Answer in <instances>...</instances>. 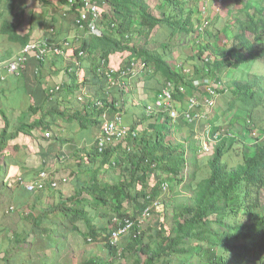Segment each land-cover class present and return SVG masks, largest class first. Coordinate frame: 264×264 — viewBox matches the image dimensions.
<instances>
[{
	"label": "trees",
	"instance_id": "obj_1",
	"mask_svg": "<svg viewBox=\"0 0 264 264\" xmlns=\"http://www.w3.org/2000/svg\"><path fill=\"white\" fill-rule=\"evenodd\" d=\"M35 1L44 4L46 0ZM98 3L101 36H89L87 41L78 40L77 43L71 41L73 48L74 45H78L73 51V57L81 59L83 79L78 83L76 68L72 65L67 69L69 84L57 85L60 89L63 87L60 92L66 93L64 100L77 88L81 90L85 85L91 84L93 90V86L97 85L98 90L92 91L96 98L90 100L87 93L82 91L76 98L77 102H82L81 111L70 112L64 108L57 115L64 117L66 124L79 122L81 129L86 131L87 128H90L89 131L98 129L99 132L94 141L91 139V142H94L92 149H88L81 160L75 163L73 170H68L74 189L73 194L64 195L63 192L56 191L57 201L51 209L42 210L36 217L30 214L32 228L29 232L25 229L23 232L26 234L23 236L13 237L14 250L25 251L23 247L20 248L23 245L29 250L31 244L27 242L28 236L35 233L36 237L43 239L45 248L51 252L50 259L45 258L40 264H71L67 254L68 235L80 236L83 239L90 237L91 240L104 237L107 259L92 257L83 264H121L117 263L121 256L116 246L110 243L111 235L124 226L126 220L135 222L142 217L146 208H150L152 212L158 196L166 190L163 189L164 185H167L172 200L165 204L172 210L171 225L168 223V213L165 209L159 212L152 235L148 236L147 231H140L134 223L129 230L127 247L128 252L136 258L132 264H264V203L261 202L264 186V128L260 126L263 121L260 113L263 112H259L261 110L259 106L264 107V87L261 78L253 81L248 70L247 79L233 84L234 89L228 88L227 94L222 96V100L227 102L228 113L238 114L240 110L246 111L248 120L246 127L250 136L254 127L259 130V137H251L252 145L247 143L248 139L238 137V134L234 135L226 127L225 132L228 136H221L217 144L215 143L211 155L201 160L200 155L204 152L202 141L197 143L198 140L192 133L184 138L185 142L179 140L173 146L167 143V124L170 118L168 112L157 108L148 115V118L153 119L162 114L168 117L164 120L165 141H161L158 136L154 138L155 132L150 137L145 133L147 131L139 133L136 128L128 127L127 134L121 141L116 145L108 142L99 152L97 139L103 135V118L112 120L116 114L122 118L123 104L127 105L131 101L130 95L128 99H124L123 81H128L129 84V81L138 79L135 84V88H138L144 81L161 78L164 86L174 85L176 93H173L172 97L175 103L176 95L184 94L180 93L178 88L187 87L186 80L189 76L183 75L181 70L170 62L167 46L179 35L187 37L193 34L195 42L202 41L209 25L202 28L199 23L193 28L191 16L193 18L194 12L192 9L186 10L182 0H158L154 13L143 0H98ZM80 7V0H76L71 10L76 12ZM251 7L253 13L247 15L244 22H240L239 33L233 38L221 59L212 63L202 61L198 70L196 67L193 69L194 76H200L202 73L203 77L205 68L209 69L204 75L208 77L216 71L222 72L242 63L248 66V63L252 65L264 59V0L251 1ZM17 26L2 24L0 30L10 42L20 45L21 48L35 41L28 35L18 34ZM160 34L165 37L157 40L156 37ZM246 34L253 37L252 41ZM39 39H46L48 44H51L46 37ZM58 47L62 48V44ZM157 48L160 53L156 51ZM80 51L83 52L82 57H78ZM114 55H119L124 61L117 66H111L110 57ZM31 60L37 64L32 76L38 77L43 61L28 55L26 67ZM101 60L104 62L102 66ZM133 60L143 61L146 65L145 72L122 77L120 73ZM86 64L89 65L88 69H85ZM98 69L101 73H97ZM109 71H113L110 75L111 80L107 74ZM191 80L192 78L190 79L192 86ZM216 92L219 94V90ZM236 95L248 99L249 105H245L242 99L238 101V107L235 109L233 97ZM158 96L153 103L144 105L145 115L146 108L154 105L159 100ZM50 99L52 98L47 93V101ZM86 110H90L89 116ZM37 111L38 108L30 106L23 114L24 122L21 120L15 122L19 127L12 132H8L10 123L3 115L0 154L5 143L16 139L21 133L31 138L30 141L35 140L36 146L39 147L56 144L57 139L54 138L50 125L46 123L47 117L26 123ZM185 112L188 113L187 110ZM189 114L194 117L191 112ZM152 127L156 126L150 124L149 128ZM220 129L221 127L212 123L209 135L216 134ZM35 132L40 138L33 137ZM46 134L48 137H45ZM224 138H228L226 140L229 141L221 143ZM178 142L183 144L181 153L178 151ZM63 143L65 142L62 141ZM240 146L242 147L239 149ZM187 147L188 154L185 153ZM234 150L241 153L242 163L231 168L224 160L226 155ZM105 165L108 170L120 169L122 175L105 183L99 178ZM184 168L187 169L186 178L182 175ZM42 170L44 169L37 171V174L43 172ZM62 180L68 181L67 178ZM0 182L4 183L1 179ZM180 188L190 192L187 201L177 199ZM53 189L47 186L40 192L49 197ZM21 190L26 199L36 193L27 192L24 187ZM8 194L11 198V193ZM54 213L61 214L62 220L53 219ZM79 224L84 227L85 232L79 228ZM12 254L9 250L4 255L3 262L9 263ZM18 255L19 253H15L14 257ZM28 260L30 261V258Z\"/></svg>",
	"mask_w": 264,
	"mask_h": 264
},
{
	"label": "crops",
	"instance_id": "obj_2",
	"mask_svg": "<svg viewBox=\"0 0 264 264\" xmlns=\"http://www.w3.org/2000/svg\"><path fill=\"white\" fill-rule=\"evenodd\" d=\"M22 1L23 5L22 8L19 9V12L13 11L12 5H8L7 7L3 8V4L0 3V29L2 24L18 25V34L28 35L35 40L46 37L49 39L51 44L54 45H61L66 40L70 42L72 40L73 42L77 43L78 40L87 41L89 39L86 33L81 32L76 28L74 21L78 14L77 12H72L71 8L67 5V0H46L44 4L41 3L40 5L35 0ZM251 1L253 2V0H222L219 4L215 0L208 4L206 7V14L209 19V26L207 27L206 34L202 37V41L206 46H196L194 41L195 37L193 38L195 35L193 34L187 37L183 36L182 42L177 46L178 53L177 56H175L176 60L170 56V62L174 63L176 67H180L179 69L186 67L194 69L196 67L198 70L201 62L203 61V54L204 57L209 58L211 62L219 61L221 59L220 57L226 52L228 46L231 44L233 38L239 33L240 22H244L247 19V15L253 13ZM104 7L105 9L107 8L106 6ZM217 7L220 8V11L216 10ZM194 12L197 14L196 18L198 19L199 24L202 17L199 6ZM18 17H20L21 20L17 19ZM49 24H51L50 29L48 28ZM45 26H47V29H45ZM50 30H52V33ZM181 36L182 35H179L173 40V42H180L179 37ZM221 37H223V41H221ZM172 44L169 46L171 47ZM77 46L74 45L73 51L77 49ZM20 49V45L10 42L7 36L2 34L0 30V62L12 59L19 53ZM73 51L70 52L68 58L65 59H63L62 56L59 57L53 54L48 55L39 69V75L44 77L42 79H40L39 76H32L33 70L35 67H37V64L33 60L29 62L27 67L25 66L19 76L3 74V76L0 77V80L3 81L0 82V136L4 128L3 115L6 116L10 123L8 132H12L13 129L17 128L18 126L17 124V126L14 128L13 124L15 122L17 123L18 120H22L23 114L30 106H32L34 108H38L39 111H37L36 115L26 123H31L35 120L47 117V119L45 118L46 123H48L50 128L53 129L52 134L54 138L57 139L56 144L53 146L47 144L46 147H39L36 146L37 143L34 142L35 140L32 139V141H30L31 138L21 133L16 139H11L5 143L0 154V179L3 182L7 178L11 179L17 175L19 176L26 174L29 176L31 173L41 170L45 165L53 164L56 168L58 164L63 163V148L69 147L73 150V152H80L79 150H82L81 152L83 155H85L88 149L94 144L93 141L99 132L98 129L94 131H88L86 135L84 132L87 131L81 129L80 125L77 126L75 125L76 123L71 124L73 125V134L71 135H78L79 131L82 132L80 139L73 143L72 141L76 139L73 137L71 140V136H68L69 130L65 128L66 123L63 120L64 117H61L64 124L54 120L53 117H58L57 113L62 111L60 109L66 108L69 109L70 112L76 110L70 108L66 102L61 105V101L63 100L62 98L66 97L65 92L57 93L52 99L47 101V93L50 88L57 85H62L63 83L69 84V79L67 78V69L72 67L76 61H79L81 65V59L78 60L76 57H73ZM201 52L203 53L200 54ZM199 54L201 55V58L198 57ZM123 61L124 59H122L119 55L110 57L111 66H117ZM95 62L97 64L98 60L96 59ZM80 65L76 71L81 70L83 72V70L80 68ZM256 65L261 75L264 77V59L256 62ZM254 66L255 62L252 65L251 63H248V66L245 63H242L236 65L233 68H227L222 72L216 71L212 76H208V79L211 83L215 84L216 86L221 84L219 86L220 90L217 96V98H220V116H218L214 111L215 106L213 111L209 112V110L202 105L204 99L208 97L206 93L202 89L195 90L190 85V79L198 78L199 75L194 76L193 74V77H189L186 80L187 87L184 88V91L187 90V92H184V94L179 96L176 95L175 98V108L179 116L175 121L169 119V123H172L174 128V133H179L178 135L183 134L185 138H187L189 134L192 133L197 140L199 139V141L203 142V139L207 140V132L210 128V125L215 123V126L221 127V129H225L227 127L231 133L234 135L238 134V137L241 136L245 140L248 139L246 141L247 143H250L251 136L246 127L248 122L246 119V111L240 110L237 112L238 114H236V112L228 113L226 108L227 102L222 100V96L228 92V88L232 87V89H234L233 84L244 82L245 79H247L246 73L248 70H250L252 75ZM88 67L89 65L86 64L85 69H88ZM204 75L205 73L203 74V77H205ZM21 76H24L22 77L23 79ZM210 78L213 80L211 81ZM44 79H46V82L42 83ZM155 79L159 80L160 82ZM131 81H129V85ZM133 81H136V79ZM173 87L174 85H169L168 87L164 86L161 78H154L149 81H144L139 85V88L141 89L140 93L137 91L138 88H135V101L132 100L134 103L132 104V101L128 102L127 105H129V111H127L126 114H123L122 111L124 117L127 118V120L129 119V121H125L126 124H128L127 127H134L139 131V133L147 131L145 133L151 137L159 123L168 117L162 114L153 119L148 118V115L144 114V105L146 103L147 105L153 103L161 90L172 89ZM62 88L63 87H61V89ZM95 90L96 87L93 86V91ZM190 96H197L201 104L190 111L194 116H198V119L193 121L192 125H188L186 122H184L181 116L182 113L187 110L188 98ZM95 98L96 97L93 99ZM51 105H54V108L50 110L49 108ZM79 111H81V109H79ZM51 116L52 121L49 120V117ZM145 120L149 121L147 122ZM150 124H154L156 127L149 128ZM37 134L38 133L36 132L33 133V137L38 136L40 138V136ZM91 139H93L92 142ZM226 139L228 138H224L221 143L229 141ZM62 141L65 143L62 144ZM214 145L216 144L214 143ZM83 147L84 149H82ZM30 156L35 159L34 162ZM73 162L74 161H72V163ZM32 163L37 166V170H34V167H31ZM2 172H4V175H2ZM35 175L31 174L30 178L33 176V180ZM2 184L3 183L0 182V185ZM14 190L15 189L12 190V193ZM21 191L22 190H20V192Z\"/></svg>",
	"mask_w": 264,
	"mask_h": 264
},
{
	"label": "rangeland",
	"instance_id": "obj_3",
	"mask_svg": "<svg viewBox=\"0 0 264 264\" xmlns=\"http://www.w3.org/2000/svg\"><path fill=\"white\" fill-rule=\"evenodd\" d=\"M143 1L149 5L151 11L154 13L155 12L154 7L158 4V0H143ZM182 1L185 3L186 10L192 9L193 12L195 11V9L199 5H200V8H203V9H206V7H207L205 5V0H199V1L198 0H182ZM22 2H23L22 0H11V1L1 0L0 1V3L3 4V8L7 7L8 5H12L13 11H17V12H19V9L22 8V5H23ZM206 11H207V9H206ZM196 15L197 14L194 12L193 28H195L198 25V19L196 18ZM17 19L21 20L20 17H18ZM191 20H192V16H191ZM48 28L49 29L51 28V24L48 25ZM45 29H47V26H45ZM16 32H18V31L16 30ZM160 35H158L156 37L157 40L163 39L165 37L164 35H161V36ZM88 37H89V35H88ZM246 37L248 39H250L251 41L253 39V37H251L249 34H246ZM153 40L155 41V39H153ZM182 40H183V36L179 37L180 42L175 43L172 41L173 44L171 42V44H172L171 47L167 46V50L169 51L170 56H172V58L174 60H176L175 56H177V53H178L177 46L179 43L182 42ZM35 41H37V40H35ZM221 41H223V37H221ZM132 42H134V40ZM202 46L203 47L206 46L203 41H201V47ZM168 47H170V49ZM24 48H25V46L22 47L20 49L19 53L15 57H13L12 59L18 57ZM153 50H155V48H153ZM72 51H73L72 46L67 47L64 45L62 48V53H59L58 56L59 57L62 56L63 59L68 58V56L70 55V52H72ZM156 51H158L160 53L159 48H157ZM202 56H203V60L208 59V62H211V60L209 58L204 57V54ZM186 68H188V67H186ZM67 75H68L67 78L69 79V74H67ZM201 75L198 78H201ZM252 75H253V77H252L253 81H256L258 78H261L262 87H264V77L261 75L260 71L258 70L256 63H255ZM37 76H39L40 79L44 78V77H41L40 75H37ZM50 76H55V75H50ZM76 77H77V80L79 82H81V80L83 79V75H82L81 70L76 71ZM141 78H143V77H141ZM45 80L46 79H44L42 81V83L46 82ZM63 80H64V78H63ZM137 80L138 79H136V81L132 80L130 82V85L127 83L128 81H123L122 87L124 90L123 91L124 99H128L129 95H131V101L132 100L135 101V99H134V96L136 97L135 84H136ZM155 80H157V79H155ZM212 80L213 79H211V81ZM157 81H159V80H157ZM69 82L70 81H68V83ZM115 84H117V83H115ZM95 87H96V90H98V86L96 85ZM114 89H116V88H114ZM82 91H85L87 93V95L90 97V100L94 97V95L92 94L93 90L91 88V84H87L81 90H80V88H77V90H75L74 93L68 94L67 100H64L62 98L63 100L61 101V105H63L66 102L70 108H73L76 110L81 109L80 103H82V102H77L76 98L78 96H80V93ZM137 91H138V93L141 92V89L139 88V86H138ZM225 94H227V93H225ZM216 98H215V102H214V104H215L214 111L216 112V114L218 116H220V113H219L220 98L218 97L217 100H216ZM233 99L235 102L234 108L237 109L238 101L242 100L243 98L240 96L237 97V95H236V97L234 96ZM243 100H244V104L248 106L249 105V104H247L248 99H243ZM134 101H132V104L134 103ZM254 101L255 102L257 101L256 95L254 97ZM88 103H89V101H88ZM128 106L129 105L123 104V114L126 113V111H129ZM53 108H54V105H51L49 109L51 110ZM259 108L261 109L259 112H263V113H260V115L262 116V119H263L262 124L260 126L264 128V107L259 106ZM248 109H250V108H248ZM60 110H62V109H60ZM86 113H87V116H89L90 110H86ZM53 118L55 121L61 122V124H64L60 115H58V117L56 116ZM49 120L52 121V116L49 117ZM87 120H89V118H87ZM125 121H129V119L127 120V118H125L123 115L121 121L119 122L120 126L128 129V127H127L128 124H126ZM21 122H24V120H21ZM75 125L78 126L79 122H77ZM16 126H17V124L14 123L13 127L15 128ZM65 128H67L69 130L68 136H71V140L73 139V137L76 139V140L72 141L73 143H75L76 141H78L80 139V136L82 134V132H80V131H79L78 135H71V134H73V125L66 124ZM164 128H165L164 120H162L159 123V125L155 128L156 133L153 135V137L156 138V136H158L161 141H163V140L165 141L166 132H165ZM87 129L89 131L90 128H87ZM52 130L53 129L51 128V132H52ZM167 130H168V132H167L168 137L166 138V140H167L168 144L173 146L179 140H182V142H185V140H184L185 137L183 134L176 135L174 133V128L172 126V123L167 124ZM88 131L84 132V134L87 135ZM252 132L253 133H252L251 137H254V138L259 137L260 133H259V130L257 128L254 127ZM45 137H46V135H45ZM203 140L204 141L202 143H210L209 144L210 147L208 146L210 151L209 152H202L200 155L201 160H203L205 157L211 155L212 149L215 146L214 143L207 142L206 139H203ZM197 143H199V139H198ZM177 146L179 148L178 151L181 153L183 151V144L178 142ZM186 146H188V145L186 144ZM241 147L242 146H240L239 149ZM82 149H84V147ZM89 149H92V147H90ZM79 151L80 152H77V151L73 152V150L70 149L69 147L63 148L62 149V155H64L65 158L63 156L64 160H63L62 164H58V166H56V168L54 167L53 164L45 165L44 167H42V169H44L42 171H46V173L49 175V177L51 179H54L58 185L56 189L51 190L53 192L49 193V197L42 195V192H40V193H34L33 196L26 199L23 197L22 193L20 192V190H21L20 188H22V186L19 184L18 180L21 179L23 182L24 181L29 182L32 180V177H33L32 176L30 178V175L31 174L35 175L37 172L31 173L29 176L26 174H22L19 176L17 175L16 177L11 178V179L7 178L4 181V183L2 185H0V231H3L2 233H0V264H40L45 258L50 259L51 252L45 248V244H44L43 239L40 237H36L37 234L35 235V233H32L30 236H28L29 238H28L27 242L31 244V247L29 250H28V247L25 245L20 246V248L23 247L22 249H26L23 252L18 251V250L17 251L14 250V243H13L14 238L13 237L25 235L26 233L23 232L25 229L27 232L30 231V229L32 228L31 221L29 220L30 214L33 217H36L37 215H39L41 213L42 210L51 209L56 204V201H57V197H56L57 194H55L56 191L63 192L62 194H64V195H72L73 194L74 189L71 186L72 184L70 182L71 180H70V176H69L70 173L68 170H73L76 166L75 163H77V161L81 160L83 153L81 152L82 150H79ZM185 153H187V154L189 153L188 147L186 148ZM31 156H32V154H31ZM31 158L33 159V162H34L35 159L33 157H31ZM72 161H74V162L72 163ZM224 162H226L228 164V166L231 168L237 164L242 163L241 153L240 152L236 153L235 150L231 151L229 153V155H226ZM31 167H34V170H37V166L34 163L31 164ZM113 167H115V166H113ZM181 168H182V166L180 167V169ZM186 174H187V169L184 168L183 173H182L184 178L187 177ZM2 175H4V172H2ZM37 175L38 174H36L34 176V178H36ZM120 175H122V171L120 169L116 168L114 170H108L107 165H105L99 174V178L102 179L106 183V181L107 182L109 180L112 181L113 179H116ZM34 178H33V180H34ZM63 178H67L68 181L67 182L63 181L62 180ZM69 182H70V184H69ZM13 189H15V190L12 193ZM262 191H263V197L261 199V202L264 203V186H263ZM8 193H11V196H12L11 198L8 197L10 195ZM178 193H179V196L177 199L187 201V199H189V197H190V192L187 190H184L182 188L179 189ZM36 197H37V202H35ZM158 197L159 198L156 201L157 202L156 206L152 208V212L149 211V216L144 219L143 224L139 227L140 231L141 230L147 231L148 236L153 234V229H154L153 225L158 220L159 212H161L163 209H165L167 211L168 223H169V225H171L172 210H169L170 207H168L165 204L168 202L170 203V201L172 200L170 198L171 194H170L169 190L166 188V190L165 191L163 190L162 194L160 193V195ZM247 200H248V198H247ZM253 201H254V197H253ZM251 202H252V197H251ZM246 204H247V202H246ZM253 206H254V202H253ZM52 218L57 220V221H61L62 215L59 213H54ZM114 223H116V222H114ZM49 228H51V226H49ZM79 228L82 229L83 232H85L84 227L82 225L79 224ZM98 230H100L99 227H98ZM129 234L130 233L128 231L125 235H123L118 240L117 244L115 245L118 252H119V255L121 256L120 260H118L117 263L120 262L121 264H125V263L132 264V261L134 259H136L135 257H133V255H131V252H128L129 250H127V247L129 245V243H128ZM105 243H106V238H104V237L100 238V239L91 240L90 237H88L87 239H83L80 236L68 235V237H67V247H68L67 254L69 255V259L71 260V264H83L84 261H86L87 259L92 258V257H100V258L107 259V253H106L105 246H104ZM9 250L11 251V253H13L9 257V263L3 262V259H5L4 255ZM15 253H19V255L14 257ZM28 258H30V261L28 260Z\"/></svg>",
	"mask_w": 264,
	"mask_h": 264
},
{
	"label": "built area",
	"instance_id": "obj_4",
	"mask_svg": "<svg viewBox=\"0 0 264 264\" xmlns=\"http://www.w3.org/2000/svg\"><path fill=\"white\" fill-rule=\"evenodd\" d=\"M215 1V0H205V5L208 4V2ZM219 4L222 0H216ZM76 3V0H67V5L70 8H73V5ZM81 7L76 10L77 16L75 18V26L78 30L81 32L86 33L89 36H101V32L99 29V21H100V5L98 3V0H80ZM217 11L220 10L218 7L216 9ZM203 14H205V11L203 9ZM207 21L204 18L201 22L202 28L207 27ZM52 33V30H50ZM199 45L200 42H197ZM70 47L72 46V43L68 40H66L64 43H62L63 46ZM62 48H59L58 45L54 44H48L46 39H39L37 41H34L22 50L21 54L11 60L0 62V77L3 76V74L7 75H14L19 76L22 72V70L25 68L27 63V56L32 55L35 59L44 61L45 58L48 55H55L58 56L59 53H62ZM83 52L80 51L78 53V57H82ZM103 61H100L101 66L103 65ZM80 65L79 61H76L74 64V67L77 69ZM180 67L177 66V69ZM146 65L141 60H133L131 63H129V66L123 70L120 75L122 77L129 76H136L139 73L145 72ZM70 72V71H69ZM181 72L185 76H191L193 73V70L191 68H182ZM208 71L205 70V73ZM97 73H101L100 69L97 70ZM113 73V71H109L108 77L110 78V75ZM106 74V75H107ZM111 80V78H110ZM118 83V82H117ZM191 84L194 88L202 89L210 98L204 99L202 105L205 106L207 109H212L214 107L215 98L217 97L218 93L216 92L219 87H217L215 84L211 83L208 78H196L191 80ZM59 86H54L48 90V94L50 98H53L54 95H56L58 92H60ZM178 91L180 93H184L183 88H178ZM173 93L175 92L174 87L172 89H163L161 90L159 94V100L151 106H148L146 108V115L152 114L157 108L164 109V111L168 112V117L175 121L179 114L176 112L175 103L173 101ZM200 100L198 97L193 96L188 99V109L187 112L182 113V119L187 124H192L193 121L197 120V116L194 117L191 116L190 110L200 106ZM121 117L120 115L116 114L115 117H113L112 120H105L103 118V126H102V132L103 135L99 139H97V148L98 151L101 152V149L106 146L108 142H111L112 145H116L119 141L122 140V138L127 134V128L120 126ZM209 131V129H208ZM221 136H228L226 134L225 129H220L216 134L210 136L209 132H207V141L211 143H216L217 140ZM46 137L48 135L46 134ZM105 145V146H104ZM209 143H202V148L204 152H209ZM19 184L25 188L27 192H40L46 189L47 186H50L51 188L56 189L57 184L54 179H51L49 175L46 172H40L37 177L34 180H31L29 182H23L21 179L18 180ZM166 185H164L163 189H166ZM150 208H146V210L143 212L142 217L135 220V222H131L129 220L125 221L124 226L120 227L117 231H115L111 237H110V243L111 245L115 246L118 242V240L125 235L132 225L134 223L137 224V227H140L144 219L149 216Z\"/></svg>",
	"mask_w": 264,
	"mask_h": 264
},
{
	"label": "clouds",
	"instance_id": "obj_5",
	"mask_svg": "<svg viewBox=\"0 0 264 264\" xmlns=\"http://www.w3.org/2000/svg\"><path fill=\"white\" fill-rule=\"evenodd\" d=\"M199 1V0H198ZM212 2V1H211ZM211 2H208V4H210ZM208 4L206 5V6H208ZM199 8H200V5H199ZM217 9V8H216ZM204 11H205V14H203V8H200V13H201V15H202V17H201V19H200V22L199 23H201L202 22V20L205 18L206 19V21H207V26L209 25V19H208V16H207V14H206V9H204ZM197 42H200V44L198 45L197 44ZM197 42H195V45L196 46H198V47H200L201 46V41H197ZM204 62H208V59H206V60H203ZM209 63V62H208ZM210 63H212V62H210ZM177 68V67H176ZM179 70H181V69H179ZM193 70V69H192ZM205 70H207L208 72H209V69L208 68H205ZM207 72V73H208ZM204 73H205V71H204ZM207 73H205V74H207ZM191 76H193V73H192V75ZM191 76H189V77H191ZM203 78H207V77H203ZM196 79V78H195ZM220 85H218L217 87H219ZM219 90V88L217 89V91ZM218 96V95H217ZM214 106H215V104H214ZM214 109V107L212 108V110Z\"/></svg>",
	"mask_w": 264,
	"mask_h": 264
},
{
	"label": "bare ground",
	"instance_id": "obj_6",
	"mask_svg": "<svg viewBox=\"0 0 264 264\" xmlns=\"http://www.w3.org/2000/svg\"><path fill=\"white\" fill-rule=\"evenodd\" d=\"M221 85V84H220ZM225 87V86H224ZM222 88V87H221ZM220 90V89H219ZM228 98V97H227ZM209 110V109H208ZM204 114H205V112H204ZM205 116V115H204ZM122 119V118H121ZM247 119V118H246ZM249 119V118H248ZM247 121V120H246ZM124 124V123H123ZM248 125V124H247ZM131 130V129H130ZM130 130H128V131H130ZM135 133V132H134ZM128 135H129V133H128ZM213 135V134H212ZM211 136V135H210ZM223 138V137H222ZM254 141V140H253ZM252 141V142H253ZM208 142V141H207ZM210 144V143H209ZM216 144H217V142H216ZM251 145H252V143H251ZM167 186V185H166Z\"/></svg>",
	"mask_w": 264,
	"mask_h": 264
}]
</instances>
